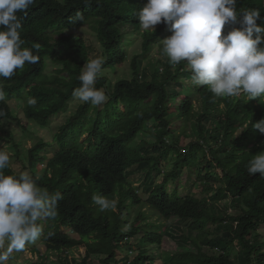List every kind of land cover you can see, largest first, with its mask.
<instances>
[{
    "label": "trees",
    "instance_id": "16d2710c",
    "mask_svg": "<svg viewBox=\"0 0 264 264\" xmlns=\"http://www.w3.org/2000/svg\"><path fill=\"white\" fill-rule=\"evenodd\" d=\"M146 2L36 0L26 16L18 13L24 46L39 44L33 54L40 59L11 78L0 77L5 93L0 140L13 143L15 157L19 144L1 125L16 121L27 129L33 121L49 127L73 99L82 67L91 59L104 60L95 87L108 97L98 106L81 103L51 144L33 143L28 166L16 158L3 170L17 176L27 171L42 190L62 195L57 216L39 221L45 253L32 247L38 256L31 264H52L48 252L58 264H151V248L159 251L156 264H264V176L248 172L250 161L264 151V134L254 129L264 119V98L217 97L207 86L193 85L187 63L172 65L163 51V36L172 34L169 25L141 28L139 12ZM237 7L259 10L257 24L264 26V0H239ZM86 27L93 30L100 55L76 33ZM137 38L141 51L129 53L127 46ZM125 62L129 76L113 81L108 72ZM30 97L37 100L34 106L27 103ZM11 101L22 103L20 122ZM150 128L154 141L137 143ZM83 134L87 138L80 141ZM169 155L174 161L167 170ZM134 174L145 181L146 199L129 183ZM158 175L160 183L153 180ZM192 178L200 193H179L177 186ZM94 196L115 200V209L101 211ZM225 199L235 212L221 205ZM171 218L189 224L184 230L172 227ZM126 246L130 253L118 257ZM80 247L84 256L75 259L69 251Z\"/></svg>",
    "mask_w": 264,
    "mask_h": 264
},
{
    "label": "clouds",
    "instance_id": "9594fccd",
    "mask_svg": "<svg viewBox=\"0 0 264 264\" xmlns=\"http://www.w3.org/2000/svg\"><path fill=\"white\" fill-rule=\"evenodd\" d=\"M36 0H0V77L11 78L25 64H36L39 44L25 47L21 37L22 19ZM239 0H147L139 12L143 30L155 31L161 23L169 25L171 35L163 40V51L172 65L186 62L192 84L207 86L217 97L264 98V26L258 25L260 11L241 10ZM22 13L23 16L18 15ZM226 26H231L225 32ZM103 58H94L82 67L80 87L74 98L92 105L108 99L95 87ZM5 93L0 89V101ZM262 100V99H261ZM30 106L36 98L27 100ZM0 111V116H3ZM264 134V119L254 124ZM10 155L0 148V264H7L14 251H22L42 232V219L57 216L59 192L49 193L38 186L27 171L5 175ZM249 174L264 176V151L250 161ZM101 211L115 209V200L94 196Z\"/></svg>",
    "mask_w": 264,
    "mask_h": 264
},
{
    "label": "rangeland",
    "instance_id": "374dc122",
    "mask_svg": "<svg viewBox=\"0 0 264 264\" xmlns=\"http://www.w3.org/2000/svg\"><path fill=\"white\" fill-rule=\"evenodd\" d=\"M59 1H62V0H59ZM157 26L158 25H156L155 28ZM76 33L85 37V39L87 40V43L91 46L92 52L94 54H97V55L101 54L102 51L100 48V44L98 43L96 36L94 35V32L91 27H86L82 30L79 29L77 30ZM165 38H167V36H163L162 39L164 40ZM127 51L129 53H139L141 51V39L137 38L136 41L132 42V44H129L127 46ZM152 51L154 55L158 51L157 46H155ZM52 70H53V65L50 62H47L46 74L48 75L53 74ZM108 75L111 77L113 81L116 80L118 77H128L129 76V66L127 62L120 65V67L114 68L112 72H108ZM81 103L83 102L73 97V99L68 103L66 110L55 115L52 118L51 123L49 124V127H46V128L36 124L33 121L28 122L27 129H22L19 123L16 121L11 122L9 126L2 124L1 125L2 129L7 131L6 136L7 137L12 136L15 143L19 144L21 153L18 157L17 156L15 157V147L13 146V143L11 142L9 143L7 142L5 144L4 141L0 140V146L9 153L10 161H14V160L16 161V158H18L17 161L18 160L22 161L26 166H28V157H29L28 150L29 148L33 146V143L39 140L41 141V139H43L44 141L49 142V144H51L50 142L53 141V135L55 134V132H57L58 127L64 124L67 118H69L71 115L75 113V111L77 110L78 106ZM10 105L13 109L14 115L18 118L19 122H20V119H24V115L22 111V103L17 102V101H11ZM196 106L197 105L195 104V107ZM150 130L151 128L141 133L137 138V143H141V141H145L147 143L154 141L150 133L151 132ZM87 135L88 134H83L80 138V141H84L87 138ZM173 161L174 159L171 158V156L169 155L165 162V168L167 170L171 169V165ZM153 180L156 183H160L163 180V176L162 175L154 176ZM144 182L145 181L143 180L142 175H139V174H134L133 176L129 178V183H131L132 187L135 190V193L142 199H146L147 197V195L142 194L141 192V188ZM177 191L181 193L182 195H185L186 193H198L199 194L201 191V186L194 178H192L190 179L188 184L180 183L177 186ZM220 203L221 205L228 207L229 212H235L234 208L229 203V199L222 200ZM142 211H144L147 215L152 214V210H150L148 207L143 208ZM133 216H135V213H133ZM149 220L154 221L155 218L151 217ZM170 222L172 223V227L173 226L177 227L178 225V226H181L183 230L189 224V223H181L178 221L177 218H171ZM172 231L174 233L177 232L174 229H172ZM74 237L76 238V236ZM175 244L178 245L179 243L175 241ZM175 244L172 243V246H175ZM32 247L34 248L38 247L40 253H45L43 244L41 243L40 236H39V238L35 242L27 244L24 250L14 251L11 254L10 259L7 262V264H31L35 262L37 260L36 258L38 255L37 254L34 255L33 253H31ZM126 247L123 248L122 251H120V253H118V257H122L126 255L127 253H130L129 248L128 247L126 248ZM205 250L208 251L206 248ZM30 253L33 254V257H31ZM69 253L70 255L74 256L75 259H81L84 256V248L83 247L75 248V249L70 250ZM149 253L154 257V260H152L151 264H156L157 262H159V259H158L159 251L158 250H156L155 248H151ZM47 254H48L50 263L58 264L57 257L54 254H52L51 252H48ZM154 261L156 262L154 263ZM94 264H98V261L95 260Z\"/></svg>",
    "mask_w": 264,
    "mask_h": 264
}]
</instances>
